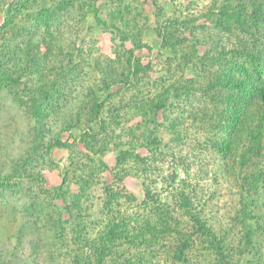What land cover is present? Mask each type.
<instances>
[{
    "label": "trees",
    "instance_id": "1",
    "mask_svg": "<svg viewBox=\"0 0 264 264\" xmlns=\"http://www.w3.org/2000/svg\"><path fill=\"white\" fill-rule=\"evenodd\" d=\"M165 4H7L0 26V87L23 86L26 100L14 97L34 125L24 156L0 171V189L43 186L42 174L30 170L37 153L64 149L69 163L61 184L45 193L61 202L60 212L67 216L60 218L61 232L55 236L67 242L68 264H264V0H212L200 14L174 18L165 16ZM88 17L118 38L121 48L131 45L125 48V63L87 62L100 80L90 79L84 58L67 50L63 34L70 20L84 23ZM147 34L170 51L166 65L176 75L172 82L151 81L152 63L135 56L137 50H151L144 41ZM69 77L88 79L76 101L67 98ZM174 106L184 108L173 111ZM189 125L201 131L200 143L220 157L222 174L237 177L235 213L225 228L211 221L215 217L206 218L187 186L176 190L168 205L148 183L149 164L138 150L161 148L157 132L162 126L170 132V142L181 147ZM65 132L72 142L62 139ZM110 145L112 168L102 159ZM108 170L112 183L100 185L97 201L94 188ZM130 176L141 181L142 201L123 184Z\"/></svg>",
    "mask_w": 264,
    "mask_h": 264
},
{
    "label": "rangeland",
    "instance_id": "2",
    "mask_svg": "<svg viewBox=\"0 0 264 264\" xmlns=\"http://www.w3.org/2000/svg\"><path fill=\"white\" fill-rule=\"evenodd\" d=\"M11 1L13 0H0V26L5 7ZM211 1L166 0L165 16L174 18L181 13L197 15L203 12ZM63 34L67 50L84 58L85 62L82 64L90 73V79L100 80V75L92 73L93 70L87 62H93L98 58L104 64L107 59L116 61L117 64L127 61L125 48L129 49L131 45L124 43V48H121L120 40L97 26L92 17H88L84 23L70 20L64 26ZM11 37L12 35H7V38ZM146 40L151 50L146 48L137 50L135 56L144 64L152 63L151 81L164 79L167 83L172 82L176 75L172 70L168 71L166 65V58L172 56L170 51L162 49L160 41L150 34L145 36L144 41ZM87 82L86 78L67 79L69 101H76ZM22 87L17 90L12 87H0V171H8L11 161L24 156L30 147V128L34 121L14 97L15 94L22 96ZM117 89L119 86L114 91ZM130 94L129 91L125 92L128 99ZM22 98V101L26 100L24 95ZM193 105L194 102L187 104L186 107ZM178 108L184 107L174 106L172 110L177 111ZM159 121H163L161 114ZM164 126L157 132L162 139L161 148L152 153L146 149L138 150L149 164L146 174L151 189L156 191L163 204L171 205L173 193L187 186L192 196H196L199 202L197 205L203 208L206 218L215 217L216 220L211 221L215 225H220V228H225L232 221L237 204L239 187L236 175L225 177L222 174L220 157L209 146L200 143L203 137L199 129L189 125L185 142L179 147L170 142V132ZM53 130L56 132L58 129L53 127ZM75 132L77 134V131ZM62 139H69L72 142L67 132L62 133ZM78 148L80 152H85L82 145ZM110 148L102 159L109 168H112L115 164V153L112 145ZM37 157L38 160L32 162L30 170L42 174L43 186L40 187L37 183H23L16 187L0 189V264H68L67 251L64 249L67 242L64 244L63 240L59 241V236H55V232H61V227L57 224L67 216L60 212L61 202L45 191L61 184V174L69 163V153L64 149H54L47 153L41 148ZM112 180L109 170L99 176L100 183L94 188V198L97 201L101 196L100 185L104 181L112 183ZM123 184L138 201L143 200L144 192L140 179L125 177ZM236 235H239V231H236ZM61 243L64 245L61 246ZM61 247L63 249L59 250Z\"/></svg>",
    "mask_w": 264,
    "mask_h": 264
}]
</instances>
